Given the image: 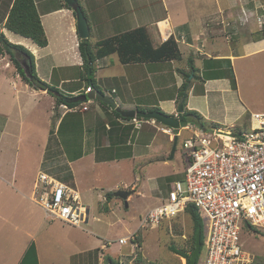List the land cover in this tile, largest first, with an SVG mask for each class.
<instances>
[{"label": "crops", "instance_id": "crops-1", "mask_svg": "<svg viewBox=\"0 0 264 264\" xmlns=\"http://www.w3.org/2000/svg\"><path fill=\"white\" fill-rule=\"evenodd\" d=\"M78 1L87 14L88 21L90 20L89 40L92 32L96 33L92 38H97L98 28H110L114 32L112 36L125 31V29L119 28L118 24L120 23L119 19L126 16L127 20L132 23L130 29L142 25H157V40L164 41L161 35L163 28L161 29L160 26L162 21L169 16L156 15L154 9L153 13L146 17L145 11H147L149 3L144 0ZM243 1L245 2V0H195L190 22L183 19L180 25L175 26L169 20L170 18L167 19L171 30L179 36L180 41L178 42L183 54L181 60L123 64L118 55V62H121L122 65L118 66L119 69L115 75L103 78L104 82L114 80L116 85L109 89L97 84L98 89L109 96H111L110 93L116 94L114 99L123 109L158 107V110L175 115L180 104L178 102L180 88L185 82L183 73L185 70L189 71L188 61L191 57L194 59L196 70L190 77L191 83L186 107L197 111L204 118L207 126L229 127L241 120L244 121V126H248L250 113H252L250 110L251 99L243 93L239 84L242 77L240 61L252 56H264V23L261 17L258 20L254 19L256 12L258 16L264 15V0L255 7L254 5H240ZM13 3L14 0H0L1 32L11 43L23 45L33 53L37 74L43 80L45 79L52 85L55 84L54 86H57L68 96H78L84 93L88 85L86 87L68 86L66 89H62L66 84L73 83L72 81L85 80L82 77L83 74L77 78H70L66 75L68 71L65 70L73 66H82L84 62L79 50L81 37L78 33L77 19L73 9L65 0H35L49 41L46 47H41L31 38L24 37L5 27ZM224 16L230 18V21H227L228 27L216 19ZM89 17L92 18V21ZM209 18L210 21L207 20ZM250 20H254L252 24L249 23ZM246 27H250V30L244 32ZM213 31L218 33L214 34ZM223 32H229L232 35H226ZM181 35L185 37L182 38ZM105 38H97L95 43H91L96 46L100 40ZM13 52L20 59L22 65H27L30 62L25 52L18 49H13ZM111 55L100 58L96 62L100 61V66L107 68L111 65L108 60ZM57 71L60 72V75L55 82V72ZM4 74H8L9 77L5 78ZM13 77L19 80L21 87L11 93L3 82L5 80L9 82ZM233 78L236 86L233 84ZM11 85L16 89L14 82H11ZM55 100V97L47 90L36 89L26 83L17 71L11 55L4 46H0V264H104L106 254L116 259L113 256L117 254L114 252V246L107 245L108 247L104 248V240L99 239L96 241V246H93L95 241L89 239V236L85 234L83 224L88 223L90 212L87 222L81 226L63 223L47 216L45 211L31 198L35 183L31 191L27 188L28 166L30 165L26 164L23 168H21L20 162L18 165L16 157L19 158L22 133L20 127L15 123L29 115L33 121L46 117L47 124L50 125L51 120L53 122L56 109L59 114L58 127L61 120L63 121L62 115L65 119L69 115L68 112L71 111L63 104L56 106ZM164 104H168V109L162 108ZM83 106H88V108L81 109ZM76 110L82 114V121L87 125L84 130V141L88 142L91 138L96 145H98L96 141H100L102 144L100 147H93L92 151L88 152L90 151L89 144L83 143L82 152L93 154L94 157L95 154L101 157L99 153L101 147L110 146L109 140L116 138L114 126H117L118 129L121 126H133L122 125V122L125 123V119L116 116L110 107L99 100L84 102ZM246 114L247 116H245ZM93 122L102 124L106 131L98 134L96 128L93 130V134L87 132L86 129ZM107 126H111V128L109 129ZM57 127L54 136L57 135ZM45 131L51 134L47 128ZM158 131L161 132L159 129ZM30 152L31 150H29ZM38 160L39 158H36V161ZM43 160L44 157L39 161L40 165ZM72 162L69 164L71 165ZM69 164H67L68 167ZM58 168L60 171L65 170L64 166ZM60 181L67 183L64 180ZM80 196H82L81 193ZM115 196L108 198L114 201ZM122 237L127 236L122 235L118 239H114L115 242L111 245L116 244L117 249H121L126 257L128 255L130 257L135 252L136 245H133L134 242L131 241L130 247L121 244L119 239ZM177 255L180 256L181 264H187L185 257ZM136 258L130 262L137 264ZM143 261L142 258L141 263L138 264H143Z\"/></svg>", "mask_w": 264, "mask_h": 264}, {"label": "rangeland", "instance_id": "rangeland-1", "mask_svg": "<svg viewBox=\"0 0 264 264\" xmlns=\"http://www.w3.org/2000/svg\"><path fill=\"white\" fill-rule=\"evenodd\" d=\"M261 1L245 0L246 3L243 1L240 5H254L255 7ZM144 2L149 3L148 9L145 11L146 17L150 13H153L152 11L155 9L154 14L169 16L170 19H166L172 21L175 26L180 25L183 19L190 22L193 15L192 8L195 5V0H144ZM100 13L102 14V12ZM259 17H261L264 23V15L258 16L256 12L254 19L257 18L258 20ZM89 19L92 21L91 17ZM216 19H219L228 27L227 21H230L229 17L224 16ZM65 20L70 21L68 19ZM207 20L210 21V18ZM253 21L250 20L249 23L252 24ZM119 22V28L125 30L131 28L132 23L127 20L126 16H122ZM164 26L165 22H162L161 29ZM249 30L250 27L244 28V32ZM98 31L99 34L96 35L98 39L114 34L110 28L107 29L106 27L103 29L98 28ZM213 33L217 34L218 32L213 31ZM223 33L226 35L230 34L229 32ZM91 34L90 41L95 43L97 38L92 37L96 33L92 32ZM258 56H252L240 61L242 64L240 69L242 77L239 84L243 93L247 94L251 99L250 110L252 112H264V56ZM108 60L111 62V65L107 68L100 66V61L95 63L97 67L95 78L97 79V84H100L101 87L106 86L111 89L116 85L114 80H106L104 82L103 78L115 75L119 69L118 66L122 64L118 62L117 53L108 57ZM27 65L29 66V63ZM65 70L68 71L66 75L70 78H77L81 74H85L84 67L82 66H73ZM5 72L8 71L5 70ZM59 75L60 72H55V82ZM3 76L5 78L9 77L8 74H4ZM11 82L16 84V89L11 85ZM72 82L66 84L62 89H66L68 86L86 87L88 84L86 80ZM3 83L11 93H14L15 90L21 87V83L15 77L11 78L9 82L5 80ZM87 89L84 93L88 92ZM110 94L113 98L116 97V94ZM162 108L164 110L168 109V104L162 105ZM68 114L65 119L64 115H62L63 121L61 120L58 127L57 120L59 119V114H57L56 109L53 122L51 120L50 125L47 124L48 119L46 117L35 121L29 115L21 121L15 119L17 120L15 125L20 127L22 133L19 158L18 156L16 157L17 162L18 165L20 162L21 168L25 167L26 164L30 165L28 166L27 188L31 191L36 182L35 179L38 177L37 174H39V170L41 169V171H46L57 177V179L64 180L70 186L78 189L82 195L81 200L83 204L89 208V221L83 224V229L85 230V234L89 236V239L95 241L93 246H96L98 239L102 241L106 239L114 240L122 235L130 236L135 231H137V236L141 233L142 243L141 245L133 243L137 248H134L135 252L130 257L129 255L126 257L121 249H117L116 244L110 245V247L114 246V252L117 253L113 256L117 260L123 261L122 264L131 263L130 260L136 258L140 253H142V258L144 259L143 264H181L180 256L177 254L176 256L170 247L175 246L191 253L194 223L189 213L183 211L177 216L162 218L160 223L153 227L148 226L142 229L138 226H140L141 218L149 210L166 201L176 181H181L185 185L186 158L182 151V143L183 139L191 136L190 131H182L178 141L177 152L174 158L170 159L173 139L168 134L162 133V131L159 132L156 126L147 124L146 119H144L139 129L134 124L122 122V125L133 126L122 127L119 125L121 126L119 129L117 126H114L116 138L109 140L108 144L110 146L101 147L99 152L101 157L97 154L94 157L93 154L82 152V145L84 142H87L84 141V130L87 125L86 122L82 121V114L78 110H73L68 112ZM182 124L185 123L182 122ZM205 125H207L206 122ZM244 125V121L241 120L233 126L239 128L244 127ZM56 127L58 131L57 135L54 136ZM107 127L111 128V126ZM124 127L126 128L124 129ZM45 128L53 131V133L50 134L48 131L46 133ZM96 128L98 134L106 131L102 124H94V122L86 130L93 134V130ZM87 143L90 148L88 152H91L93 147H100L102 145L100 141H96L98 144L96 145L91 138ZM29 150H31L30 153ZM43 157L44 165L43 163L40 165L39 161ZM36 158H39V160L36 161ZM70 162H72L71 165L69 164ZM67 164H69V167ZM59 166H64L65 170L60 171ZM45 167H50L52 171H47ZM67 170H70V172L66 173ZM62 172H65L67 175ZM68 175H72V177L69 178ZM122 189L133 190L128 200L129 206H126V201L121 197L115 196L114 201L108 198H113L115 193ZM33 202L42 208L38 202ZM201 215L203 225L202 248L197 264H205L207 258L208 218L203 213ZM239 243L241 248L252 256L253 260L251 264L254 261L264 262V227L252 230L248 225L244 224ZM126 245L130 247V241Z\"/></svg>", "mask_w": 264, "mask_h": 264}, {"label": "built area", "instance_id": "built-area-1", "mask_svg": "<svg viewBox=\"0 0 264 264\" xmlns=\"http://www.w3.org/2000/svg\"><path fill=\"white\" fill-rule=\"evenodd\" d=\"M162 22L165 26L161 35L166 41L174 31L167 19ZM73 109L79 107L69 108ZM179 114L176 117L180 119ZM139 119L124 121L139 129L144 118ZM146 121L172 139L175 135L180 137L184 130L190 131L191 136L182 143L185 185L176 181L166 201L141 218L139 228L153 227L162 218L175 216L192 204L208 218L205 264H251L252 256L241 248L239 241L244 224L250 229L264 227V112H252L248 126L239 128L207 126L191 120L182 124L180 119L176 132L155 119ZM32 199L47 216L63 223L81 226L89 217L88 206L83 204L79 191L46 171L39 172ZM136 232L119 242H133Z\"/></svg>", "mask_w": 264, "mask_h": 264}, {"label": "trees", "instance_id": "trees-1", "mask_svg": "<svg viewBox=\"0 0 264 264\" xmlns=\"http://www.w3.org/2000/svg\"><path fill=\"white\" fill-rule=\"evenodd\" d=\"M87 15V14H86ZM5 27L9 30L20 34L24 37L31 38L36 44L41 47H46L49 43L48 36L46 34L44 25L41 20V15L36 6L35 0H14V3L9 11ZM157 25H142L133 29H128L108 38L102 39L98 44L93 45L89 38L81 39L79 43V50L84 59L82 67H84L85 74H83V79L88 82V87L91 85L94 88L98 89L97 80L95 78V73L97 71L96 61L100 58L109 56L111 54L117 53L123 64L131 63H143V62H152L160 60H181L183 58L182 51L177 41V34L174 33L166 41L160 42L157 40L156 33ZM0 46H4L6 51L11 55L17 71L20 73L23 80L30 84L36 89L47 90L51 93L56 99V106L61 104H66L68 107L73 108L80 106L83 102L78 101L74 102L73 98L77 96L65 95L57 86H54L43 80L36 71L35 59L33 53L28 50L26 47L20 44L11 43L0 30ZM13 49H18L25 52L29 57V69L31 68L32 74L29 76L25 71L20 59L15 55ZM189 71H184L185 82L180 88L178 95V102L184 100V111L180 113V119L183 123L187 121H196L202 125H205L204 118L195 110L188 109L187 99L190 87V75L195 72V62L193 58H189ZM233 84L236 86L235 79L233 78ZM83 94V93H82ZM79 96V95H78ZM104 105L110 107L115 112V115L128 119L114 109L111 105L100 101ZM143 111L158 110L159 108H139ZM142 119V118H140ZM53 133V131H51ZM55 133V132H54ZM44 165V163H43ZM48 165V164H47ZM47 171H52L49 167H45ZM70 171V170H69ZM68 173V172H66ZM72 175H68L71 177ZM192 217L194 223V234L191 242V253L183 249L171 246L170 248L177 254L182 255L187 259V264H191L190 256L195 249L196 245V236L199 229L203 233L202 225V213L194 205L189 204L185 210ZM254 228H252L253 230ZM136 237L133 241L136 244L142 243V237L140 235ZM137 247H135L136 249ZM32 250V249H31ZM142 253L138 254L136 262L141 263ZM104 264H122L120 260L114 259L109 254L104 256ZM131 264V263H129ZM197 264V263H196ZM253 264H264V262L254 261Z\"/></svg>", "mask_w": 264, "mask_h": 264}, {"label": "water", "instance_id": "water-1", "mask_svg": "<svg viewBox=\"0 0 264 264\" xmlns=\"http://www.w3.org/2000/svg\"><path fill=\"white\" fill-rule=\"evenodd\" d=\"M65 2L73 9L76 19H77V29L79 36L81 39H87L90 36V26L88 18L78 0H65ZM25 71L30 76L32 74L31 68L29 70L28 65H23ZM92 89L87 93H83L80 96L73 98L74 102H86L92 100L103 101L109 105H111L114 109H116L119 113H121L126 118H144V119H155L161 122L163 125L170 126L175 128L176 132H179L181 121L175 115L167 114L162 110H151V111H143L140 109H123L121 108L115 99L103 92L99 89L94 88L93 85L90 86ZM184 111V100L179 104L178 113H183ZM179 137L175 135L173 139V146L170 155V159H173L178 147ZM133 193V190H119L115 193L116 196L123 198L126 201V206H129L128 198ZM202 248V230L199 229L196 236V245L195 249L190 256L191 264H196L198 260V256L200 254Z\"/></svg>", "mask_w": 264, "mask_h": 264}, {"label": "clouds", "instance_id": "clouds-1", "mask_svg": "<svg viewBox=\"0 0 264 264\" xmlns=\"http://www.w3.org/2000/svg\"><path fill=\"white\" fill-rule=\"evenodd\" d=\"M91 90H92V89L90 88V91H91ZM88 92H89V91H88ZM79 96H80V95H79ZM90 101H91V100H90ZM86 102H87V101H86ZM83 103H84V102H83ZM63 105H66V104H63ZM66 106H67V105H66ZM78 107H79V106H78ZM65 108H67V109L69 110L70 107L67 106V107H65ZM81 109H82V108H81ZM69 111H72V110H69ZM175 116H176V113H175ZM81 199H82V197H81ZM177 215H178V214H177ZM177 215H176V216H177ZM109 240H111V239H107V240L104 241V243H105V244H104V248L110 246L113 242H115L114 240H112V243L109 244V243H108ZM107 245H108V246H107ZM131 264H133V263H131Z\"/></svg>", "mask_w": 264, "mask_h": 264}]
</instances>
